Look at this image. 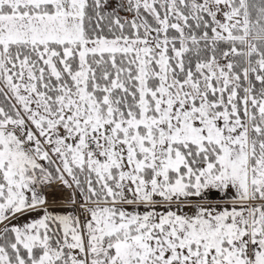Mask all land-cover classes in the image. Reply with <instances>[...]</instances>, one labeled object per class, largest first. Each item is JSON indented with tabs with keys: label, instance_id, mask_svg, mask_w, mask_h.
Returning <instances> with one entry per match:
<instances>
[{
	"label": "snow or ice",
	"instance_id": "6c2138e0",
	"mask_svg": "<svg viewBox=\"0 0 264 264\" xmlns=\"http://www.w3.org/2000/svg\"><path fill=\"white\" fill-rule=\"evenodd\" d=\"M0 264H264V0H0Z\"/></svg>",
	"mask_w": 264,
	"mask_h": 264
}]
</instances>
